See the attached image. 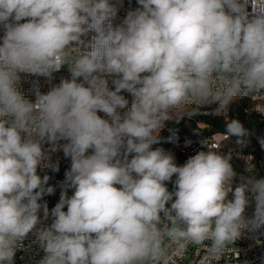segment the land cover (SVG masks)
<instances>
[{"label": "clouds", "instance_id": "9594fccd", "mask_svg": "<svg viewBox=\"0 0 264 264\" xmlns=\"http://www.w3.org/2000/svg\"><path fill=\"white\" fill-rule=\"evenodd\" d=\"M137 2L114 25L110 0H0V264L34 229L40 264H169L189 245L213 264L264 226V178L233 191L230 153L205 141L178 166L152 148L168 121L264 94V0ZM62 67L70 78L36 88L34 102L20 91L21 73L50 79ZM225 134L237 145L249 135L236 119ZM57 150L71 167L49 212L39 201L54 188L38 170H58ZM41 210L52 223L37 229Z\"/></svg>", "mask_w": 264, "mask_h": 264}, {"label": "built area", "instance_id": "2783aa9c", "mask_svg": "<svg viewBox=\"0 0 264 264\" xmlns=\"http://www.w3.org/2000/svg\"><path fill=\"white\" fill-rule=\"evenodd\" d=\"M110 3L117 8V15L113 20L114 25L122 23L129 11L141 7L137 0H110ZM249 11H251L250 7ZM23 22H26V20L20 21V23ZM3 35L4 29L3 26L0 25V43H2ZM20 75L21 81L19 89L25 98L32 100L33 102L35 101L36 88H38L41 93H47L51 88L58 85L62 79L70 78V73L66 67H62L60 71L53 73L52 78L50 79L24 73H21ZM109 87L114 90V85H112L111 79H109ZM121 95H124L125 98L129 100L130 106L132 101L131 94L122 91ZM243 99H248L250 102V111H245L246 113H254L259 119L264 118V94L253 96L251 98L244 97ZM215 107H218V104L215 103ZM212 110L213 109H206L205 105L196 112L199 114H209ZM120 111L121 114H123L124 110ZM98 115L102 118L108 119V117L102 112H98ZM229 139L230 137L225 133L218 132H211L205 134V136H198L196 134L182 135L171 139L168 144L164 145V151L175 155V163L180 166L183 165L189 157L194 156L199 151H207L208 145L204 142L209 141L210 146L214 150L221 151L225 154H231L230 164L236 173L232 181L233 191L235 187L239 186L241 183H246L249 177H254L256 179L264 178V157L248 158V154L238 155L236 148L227 146ZM60 143H65V141H60ZM45 147L50 148V145L46 144ZM49 154L52 162L58 164L57 171H61L64 163H68L70 166L71 160L64 156L62 150L50 152ZM89 154H91V150H89ZM52 172L56 171H53L51 168L38 170L39 175H47V173ZM175 179L176 177L174 175L171 181L165 182L168 190L171 189L170 192L175 189ZM64 181L65 180L47 182L45 185V187H53L54 192L50 195L45 194L39 203L47 202L49 212H51V209L59 202L61 192L64 190L62 188ZM117 187L120 186L117 185ZM73 194L74 189L68 188V197H71ZM246 195L249 197L248 213L249 218H251L254 213L255 202L250 191L246 192ZM174 199L175 197H173V200ZM228 199H232V193H229ZM169 204H171V202H169ZM64 210L66 211L67 207H65ZM39 215L41 217V223L37 225V229L50 226L52 223V217L49 216L47 220H44L42 210ZM35 231L36 230L34 229L33 232L29 233L22 242L23 246L16 249L13 264H40V261L45 256V252L36 241ZM204 255V249L199 248L197 245H189L182 255L175 252L171 253L169 264H182L187 256H189V258L185 264H202ZM213 264H264V226L256 231H248L247 229L243 230L240 238L235 244L229 245L225 254L218 261H213Z\"/></svg>", "mask_w": 264, "mask_h": 264}, {"label": "trees", "instance_id": "16d2710c", "mask_svg": "<svg viewBox=\"0 0 264 264\" xmlns=\"http://www.w3.org/2000/svg\"><path fill=\"white\" fill-rule=\"evenodd\" d=\"M228 119L226 121H219L216 119L212 112L209 114H193L191 116L182 117L179 122L168 121L166 122L165 128L160 132L159 142L152 145L153 150L156 148H163L171 139L179 137L182 133L190 132L201 135L209 134L211 132L219 131L218 129L225 130L226 124L231 119L239 120L244 126L248 128H255L261 122H264V118L260 119L254 113H246L243 110V106L239 103H234L229 110H227ZM202 122L203 125L198 126L197 122ZM175 158V155H173ZM131 159V156L129 157ZM71 164L64 163L59 174H65L70 170ZM50 174L47 173V176ZM41 177L44 174L40 175Z\"/></svg>", "mask_w": 264, "mask_h": 264}, {"label": "rangeland", "instance_id": "374dc122", "mask_svg": "<svg viewBox=\"0 0 264 264\" xmlns=\"http://www.w3.org/2000/svg\"><path fill=\"white\" fill-rule=\"evenodd\" d=\"M216 108L217 107L213 108L212 115H215L216 119L219 121H226L229 118L227 111L216 113L215 112ZM249 111H250V109H249ZM196 113H198V112H195V114ZM261 119H260V121H261ZM200 123L197 122V125L198 126L202 125V122H200ZM244 127L248 130V133H249V135L245 138V143L243 145H237L235 142L236 138L230 137V139L227 142V146L234 147L237 150H253V151L264 150V144L261 143V141H264V122H261L255 128H248L246 126H244ZM218 130L225 133V130H222V129H218ZM186 133H188V132H186ZM193 134H196L199 136L201 135V134H197V133H193ZM170 190L171 189H169V191ZM167 206L170 207V204H168ZM188 258H189V256H187L183 260L182 264H185L187 262Z\"/></svg>", "mask_w": 264, "mask_h": 264}, {"label": "bare ground", "instance_id": "6f19581e", "mask_svg": "<svg viewBox=\"0 0 264 264\" xmlns=\"http://www.w3.org/2000/svg\"><path fill=\"white\" fill-rule=\"evenodd\" d=\"M235 103H239L240 105L243 106V110L244 111H249L250 109V102L248 99H240ZM215 107V103L211 104V105H206V109H213ZM218 133H224L222 131H216ZM182 135H193V133H183ZM199 136V135H198ZM200 136H205V135H200ZM170 142V141H169ZM168 144V143H167ZM164 150V147L162 148ZM237 154L238 155H245L248 154V158H261L264 157V150H259V151H253V150H237ZM60 171H56V172H52V173H48L50 174L49 180L48 182H53V181H61V180H65V174H59ZM245 216L247 218H249V213H248V206L246 207L245 210Z\"/></svg>", "mask_w": 264, "mask_h": 264}]
</instances>
